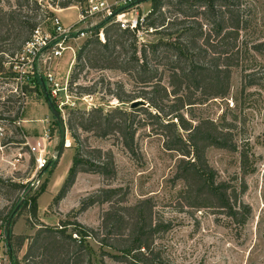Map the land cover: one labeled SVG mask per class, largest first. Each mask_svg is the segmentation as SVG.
I'll return each mask as SVG.
<instances>
[{"label":"rangeland","instance_id":"374dc122","mask_svg":"<svg viewBox=\"0 0 264 264\" xmlns=\"http://www.w3.org/2000/svg\"><path fill=\"white\" fill-rule=\"evenodd\" d=\"M6 2L3 0L5 5ZM10 2L15 5L14 0ZM39 2L48 10L49 18L44 20V16H41L38 19L44 20L41 24L47 31L53 32L49 19L57 15L67 27L73 26V29L78 31L88 30L84 24L77 23L76 5L70 6L69 9L60 7L66 10L56 13L51 9L58 7L53 0ZM236 4L240 7L245 22V27L240 33L244 54L241 65L232 71L230 94L226 98L197 104L192 109H187L185 115L193 126L203 119H209L219 126L227 124L229 127L227 130L236 150L210 146L205 149V159L216 171L218 182L240 184L244 177L247 190L241 195V200L251 208L247 221L238 223L220 209L190 206L188 202L193 200L186 193L187 185L177 174L180 158L193 159L194 153L185 157L177 151L168 150L165 141L167 136H172L174 132L158 126L154 127L155 135L150 131L152 127L138 131L137 156H132L124 148L119 136L100 138L94 132L79 130L83 153L94 157L96 153L92 149L95 148L102 149L104 153L112 152L115 175L105 177L98 173L81 172L65 198L60 203H55L68 176L72 159L79 149L67 124L70 112L90 110L94 107L103 108L105 111L115 107L131 109L129 104H122L115 97L116 94H122V84L127 91L134 89L128 75L119 70H101L89 66L75 70L77 54L86 40L94 35L93 30L88 37L70 42L68 45L74 51H66L63 57L53 64L61 86L67 87L66 91L61 93L67 105L59 111L66 124L71 147L64 146L62 150L61 126L54 118L41 88L34 84L36 78L30 80L35 89L30 91V96L21 109L17 108L19 105L3 106L0 99V119L7 125L5 148L0 151V179L3 180L0 185V256L5 257L2 264H11L5 241V228L22 199L24 201L14 215L11 225L13 234L29 238L19 252L20 260H23L28 250L30 238L35 236L42 224L60 226L63 221H76L98 229L102 214L109 205L97 204L81 211L82 202L108 187H123L128 193L130 204L151 199L155 220L161 219L170 224V229L161 232L156 239V246L160 247L163 256L161 264H264V0H236ZM151 9L152 1L144 2L139 9L140 15L149 13ZM164 11L170 18L178 16L171 7L166 6ZM163 38L165 41L171 40L145 26L137 44L141 47ZM22 50L14 58L7 59V63L11 62L10 66L13 67L18 62L16 59L20 57ZM38 71L40 78L43 71L39 68ZM11 73L9 71L4 74ZM73 73L78 76L71 86ZM79 87L86 90H80ZM8 91L9 88L1 81L0 98ZM14 122H22L17 125L20 132H14ZM181 133L185 139L188 137V131ZM41 150H45L43 157L47 163L44 168L38 169L37 158L40 157ZM243 155L248 157L245 168L242 164ZM108 157L103 154L102 160ZM11 181L24 188L13 190ZM45 183L46 189L41 193ZM32 198L37 199V219L31 216L30 207L25 208V203L31 202ZM69 230H72V226ZM88 243L95 264H126L113 258L117 251L110 247L101 246L93 239L88 240Z\"/></svg>","mask_w":264,"mask_h":264},{"label":"trees","instance_id":"16d2710c","mask_svg":"<svg viewBox=\"0 0 264 264\" xmlns=\"http://www.w3.org/2000/svg\"><path fill=\"white\" fill-rule=\"evenodd\" d=\"M6 1L5 5L0 0V75L9 73L10 70L5 67L7 59L14 58L42 21L49 18L48 10L39 0H14L15 5L10 0ZM53 1L59 7L69 9L72 5L83 4L85 0ZM151 1L152 9L145 19V26L171 40L165 41L163 38L139 47L136 33L121 30L113 24L105 28L103 42L97 36L103 23L93 29L94 35L86 40L77 54L75 70L85 66L119 70L130 77L134 89L127 91L122 84V94L115 95L122 104H129L130 110L115 107L105 111L94 107L70 112L67 124L79 149L72 159L68 176L55 203L58 204L65 198L81 172L98 173L105 177L115 175L112 152L104 153L102 149L95 148L92 149L96 153L94 157L83 153L79 130L94 132L100 138L119 136L124 148L132 156H137L138 131L152 127L150 131L155 135L154 127L158 126L174 132L165 141L168 150L177 151L185 157L194 153L193 159L180 158L177 174L187 185L186 193L193 200L188 202L190 206L220 209L234 221L245 223L251 208L241 200V195L247 190L244 177L240 184L218 182L216 171L205 159V149L210 146L236 150L227 130L229 127L227 124L219 126L209 119H203L193 126L185 115L187 109H192L197 104L226 98L230 94L232 71L241 65L244 54L240 33L245 22L240 7L236 0ZM166 6L171 7L178 16L170 18L164 11ZM41 16H44V20L39 21ZM207 57L211 59L206 60ZM77 76V73H73L71 86L76 82ZM35 78L37 87L43 88L44 77L39 78L37 75ZM45 99L52 102L59 111L50 94L45 95ZM137 100L143 102L132 108L133 102ZM13 130L15 133L20 132L19 128ZM182 131L189 132L186 139L182 136ZM103 154L108 155V159L102 160ZM247 163L248 157L243 155L244 168ZM2 183L3 180L0 179V185ZM10 186L13 190L24 188L12 181ZM46 186L47 183L42 187L41 193ZM97 204L109 205L102 214L98 229L76 221H63L60 226L42 224L35 236L30 238L23 260L19 259V252L29 238L15 235L11 231L13 242L11 247L7 244L11 264H95L88 243L90 239L117 251L113 255L117 262L162 263V252L156 246V239L161 232L170 229V224L161 219L155 220L151 199L130 204L128 193L123 187H108L83 200L81 211ZM26 207H30L31 216L37 219V199L32 198L31 202H26ZM5 241L7 242L6 235Z\"/></svg>","mask_w":264,"mask_h":264},{"label":"built area","instance_id":"2783aa9c","mask_svg":"<svg viewBox=\"0 0 264 264\" xmlns=\"http://www.w3.org/2000/svg\"><path fill=\"white\" fill-rule=\"evenodd\" d=\"M143 3L144 0H85L83 4H77L75 8L78 10L77 23L84 24L88 30L78 31L74 30L73 26L67 27L58 15L49 19L53 32L47 31L44 25L40 24L31 39L23 46L20 57L16 59L18 62L15 60L16 64L13 67L10 66L11 62L5 64V67L12 73L0 75V82L2 81V84L9 88L8 93L0 98L2 105H7V107L19 105L17 108L21 109L22 105L26 104L30 91L35 87L31 85L30 80L40 75L39 68L43 71L47 92L52 100L57 102L55 104L58 105L59 110L66 106L61 93L66 91L67 87L61 86L53 64L62 58L66 51H74L68 45L70 42H77L88 37L96 26L103 23L104 25L97 33L103 42H105V28L113 24L119 26L121 30H129L140 37L145 31V19L150 13L140 15L139 9ZM51 9L56 13L66 10L60 9L59 6ZM41 90L44 93V89L41 88ZM21 123H15L13 128H19L17 125ZM6 128V123L0 119V151L5 148ZM64 146L65 148L71 147V141L67 137ZM44 151L41 150L40 157L37 158L38 169L44 168L47 163L43 157ZM3 258L5 257L0 256V264L5 261Z\"/></svg>","mask_w":264,"mask_h":264},{"label":"water","instance_id":"95a60500","mask_svg":"<svg viewBox=\"0 0 264 264\" xmlns=\"http://www.w3.org/2000/svg\"><path fill=\"white\" fill-rule=\"evenodd\" d=\"M150 0H144V2H147ZM43 89H44V94L46 96H48V92L47 89L45 87V85H43ZM143 101L142 100H137L135 102H133L132 104V108L137 107L138 105H140ZM49 103V107L52 111V114L54 116V118L57 120V122L60 124L61 126V130H62V150L64 149V143L66 141V137H67V128H66V124L60 114V112L56 109V107L54 106V104L52 102H48ZM24 199H22L18 206L15 208V210L13 211L11 217L9 218L7 224H6V238H7V244L9 247H11V225H12V219L14 217V215L17 213V211L19 210V208L21 207L22 203H23Z\"/></svg>","mask_w":264,"mask_h":264}]
</instances>
